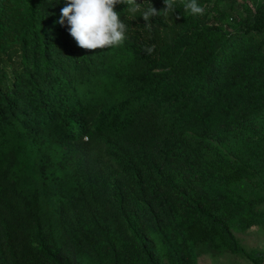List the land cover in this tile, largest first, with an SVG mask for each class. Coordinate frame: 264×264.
<instances>
[{"label":"trees","instance_id":"trees-1","mask_svg":"<svg viewBox=\"0 0 264 264\" xmlns=\"http://www.w3.org/2000/svg\"><path fill=\"white\" fill-rule=\"evenodd\" d=\"M172 2L86 50L67 0H0V264H264V0Z\"/></svg>","mask_w":264,"mask_h":264},{"label":"clouds","instance_id":"clouds-1","mask_svg":"<svg viewBox=\"0 0 264 264\" xmlns=\"http://www.w3.org/2000/svg\"><path fill=\"white\" fill-rule=\"evenodd\" d=\"M48 3H52V0H48ZM118 4H126L133 12H141L148 28H151V24L147 23L150 18L162 13L173 14L176 11L172 0H164L165 7L159 11L152 3L147 8H142L137 0H131V3L128 0H67L55 23L61 26L67 25L68 33L82 49L116 47L125 40L126 31L120 13L114 10ZM183 7L193 16H202L205 13V8L198 3V0H188ZM154 48V45L146 48L147 54H151Z\"/></svg>","mask_w":264,"mask_h":264},{"label":"rangeland","instance_id":"rangeland-1","mask_svg":"<svg viewBox=\"0 0 264 264\" xmlns=\"http://www.w3.org/2000/svg\"><path fill=\"white\" fill-rule=\"evenodd\" d=\"M235 20L229 22V27ZM241 245L246 251L257 249L264 251V227H251L244 232L234 231ZM197 264H253L249 258L242 255H235L229 252L222 254L202 253L197 257Z\"/></svg>","mask_w":264,"mask_h":264}]
</instances>
